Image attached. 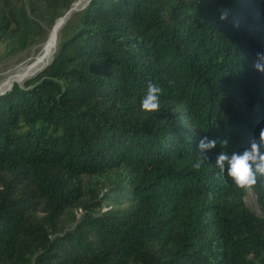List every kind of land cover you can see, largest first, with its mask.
Here are the masks:
<instances>
[{
  "label": "trees",
  "instance_id": "1",
  "mask_svg": "<svg viewBox=\"0 0 264 264\" xmlns=\"http://www.w3.org/2000/svg\"><path fill=\"white\" fill-rule=\"evenodd\" d=\"M78 1L0 0V43L41 45ZM64 25L0 96V264H264V178L215 164L264 128V0H90Z\"/></svg>",
  "mask_w": 264,
  "mask_h": 264
},
{
  "label": "clouds",
  "instance_id": "2",
  "mask_svg": "<svg viewBox=\"0 0 264 264\" xmlns=\"http://www.w3.org/2000/svg\"><path fill=\"white\" fill-rule=\"evenodd\" d=\"M219 18L221 21L227 19V13L222 12ZM253 67L257 72H264V51L256 53V62ZM160 94L161 89L155 84L149 83L140 101L141 110L157 111L160 106ZM216 145L215 139L203 136L198 141L196 149L198 153L206 155ZM215 164L222 172L227 173L235 185L242 188L255 185L258 178H264V128L260 130L259 136L253 138L244 149L230 153L223 151L217 153Z\"/></svg>",
  "mask_w": 264,
  "mask_h": 264
},
{
  "label": "rangeland",
  "instance_id": "3",
  "mask_svg": "<svg viewBox=\"0 0 264 264\" xmlns=\"http://www.w3.org/2000/svg\"><path fill=\"white\" fill-rule=\"evenodd\" d=\"M89 1L90 0H83V2H82V0H79L78 2H76L73 5V7H77V8L75 11L72 12V14L74 12H77V11L84 9L88 5ZM66 14L61 19H63L66 16ZM66 21H65V23H66ZM57 23H56V25H57ZM52 29L49 30L46 40L41 45L36 46V47H32V48L25 50V51H22V52L12 51V49H15V47H14L15 45L13 43L10 46H8V44H5V43H3V44L0 43V96L4 95L7 91H9L13 85L17 84L23 88L25 83L28 82V81H26V82L24 81L23 83L14 82L11 84V86L3 88V84L6 81H8L10 78H12L14 75H16V73L18 74L19 72H21L26 66L31 64L41 54L42 47L45 44V42L47 41L49 34H50V31ZM58 37H59V33H58ZM56 49L58 51V40H57ZM57 51H55L53 57L55 56ZM10 74H12V75H10ZM10 76H12V77H10ZM246 202L250 208L257 209V200H256L255 195L252 192L249 193V195L246 199Z\"/></svg>",
  "mask_w": 264,
  "mask_h": 264
},
{
  "label": "bare ground",
  "instance_id": "4",
  "mask_svg": "<svg viewBox=\"0 0 264 264\" xmlns=\"http://www.w3.org/2000/svg\"><path fill=\"white\" fill-rule=\"evenodd\" d=\"M60 23L61 21H59L57 25H55V27L50 31L49 37L42 47L41 54L31 64L26 66L21 72H19L18 74L16 73V75H14L13 77L10 76L12 78H10L8 81H6L3 84V88L11 86V84L14 82L23 83L31 74H33L35 71L42 68L52 60L55 51H57L56 47H57L58 33L62 26Z\"/></svg>",
  "mask_w": 264,
  "mask_h": 264
},
{
  "label": "water",
  "instance_id": "5",
  "mask_svg": "<svg viewBox=\"0 0 264 264\" xmlns=\"http://www.w3.org/2000/svg\"><path fill=\"white\" fill-rule=\"evenodd\" d=\"M76 10V7H73L72 9H70V11L66 14V16L63 18V19H61L60 21H61V25L63 26L64 24H65V21L69 18V16L72 14V12L73 11H75ZM62 26H61V28H62ZM52 61V60H51ZM51 61L50 62H48L45 66H43L42 68H40V69H38L37 71H35L33 74H31L25 81H29V80H31L32 78H34V77H36V76H38L44 69H46L49 65H50V63H51Z\"/></svg>",
  "mask_w": 264,
  "mask_h": 264
}]
</instances>
